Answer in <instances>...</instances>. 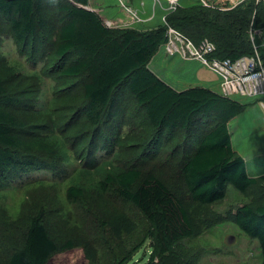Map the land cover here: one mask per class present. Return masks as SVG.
<instances>
[{
  "label": "trees",
  "instance_id": "trees-1",
  "mask_svg": "<svg viewBox=\"0 0 264 264\" xmlns=\"http://www.w3.org/2000/svg\"><path fill=\"white\" fill-rule=\"evenodd\" d=\"M88 7L89 0H0V25L7 24L18 45L30 47L34 53L50 42L58 58L74 57L63 69V76L85 78L84 106L74 112L80 125L63 134L65 143L74 137L87 140L90 131L91 141L96 139L102 124L118 114L116 93L121 94L123 89V94L131 96L141 108L140 114L152 130L146 146L152 142L158 149L166 141L159 136L168 134L171 139L184 134V150L178 145L168 153L176 158L182 151L176 164L190 201L213 204L226 197L228 186L247 195L260 182L264 183V175H249L245 160L234 150L230 134V122L244 114L248 106L204 87L177 91L149 68L168 42L169 28L195 44L210 40L216 45L214 57L218 59L252 56L255 46L264 59V2L250 0L224 11L202 5L179 7L167 17V27L147 32H116ZM5 75L1 68L0 183L29 172H59L73 156L55 136L60 128L57 119L50 111H36L32 103L27 106L26 97L9 91ZM68 98L55 103L74 110L68 105ZM158 141L162 142L158 145ZM74 142L79 148L81 143ZM95 146L91 145V152ZM146 152L149 154V148ZM87 164H91V158ZM93 166L100 178L96 185L100 194L113 191L137 207L153 225L160 254H168L179 241L202 232L186 197L172 190L164 177L140 166L120 167L112 162ZM84 193L83 187L73 186L68 190V199L74 203ZM234 219L246 236L259 242L264 264V204L241 206ZM107 225L117 237L135 230L132 221L119 211L110 214ZM25 235L23 245L2 264H48L60 249L41 213L31 219Z\"/></svg>",
  "mask_w": 264,
  "mask_h": 264
},
{
  "label": "rangeland",
  "instance_id": "rangeland-1",
  "mask_svg": "<svg viewBox=\"0 0 264 264\" xmlns=\"http://www.w3.org/2000/svg\"><path fill=\"white\" fill-rule=\"evenodd\" d=\"M247 1L250 0H177L173 4L171 0H89L87 9L98 13L116 32L127 29L147 32L167 27V17L176 3L177 8L202 5L224 11ZM7 28V24L0 25V69L6 71L4 81L7 89L26 97V105L32 103L36 111H50L54 115L60 127L55 136L73 157L59 172H29L16 180L0 183V264L23 245L31 219L38 213L43 215L47 229L60 247L48 264H262L259 242L246 236L234 218L241 206L264 204V183L260 182L247 195L228 186L222 201L208 205L193 203L188 199L177 169L176 163L182 151L176 158L168 153L178 145L184 150V134L178 133L171 139H168V134L159 136L166 141L158 149L152 142L146 146L152 130L144 115L140 114L141 108L131 96L123 94V89L121 94L119 91L116 93L118 114L110 122L102 124L96 139L91 141L93 135L90 131L87 140L83 136L74 137L66 144L63 134L80 125L74 112L84 106L85 78L63 76V69L74 57L58 58L53 54L50 42L33 53L30 47L18 45ZM166 46L168 42L149 65L152 71L161 69L163 77H168L164 58L171 57L165 52ZM216 92H220L219 88ZM64 98L70 99L67 103L74 110L55 103L57 99ZM235 99L248 107L231 123L234 149L250 163V175L264 174V109L254 105L262 102L256 98ZM74 141L81 143L79 148H75ZM93 144L96 146L91 152ZM89 158L91 164L88 166ZM256 158L260 159L257 161ZM104 162L120 167L140 166L144 171L164 177L172 190L186 197L190 212L202 232L179 241L168 254H160L154 240V227L137 207L113 191L108 194L97 191L100 178L93 165L101 166ZM73 186L85 189L84 195L74 203L68 199V190ZM118 211L135 225L131 234L117 237L107 225L110 214Z\"/></svg>",
  "mask_w": 264,
  "mask_h": 264
},
{
  "label": "built area",
  "instance_id": "built-area-1",
  "mask_svg": "<svg viewBox=\"0 0 264 264\" xmlns=\"http://www.w3.org/2000/svg\"><path fill=\"white\" fill-rule=\"evenodd\" d=\"M171 1L174 4L177 0ZM176 9L177 3L171 11L174 12ZM167 34L168 53L174 54L183 50L188 56L213 71L220 80L219 93L221 95L233 99L238 96L256 98L262 102L261 105L264 107V61L256 46L252 56H244L237 60L218 59L214 57L216 45L208 39L195 44L173 28H169ZM252 42H254L253 35Z\"/></svg>",
  "mask_w": 264,
  "mask_h": 264
},
{
  "label": "crops",
  "instance_id": "crops-1",
  "mask_svg": "<svg viewBox=\"0 0 264 264\" xmlns=\"http://www.w3.org/2000/svg\"><path fill=\"white\" fill-rule=\"evenodd\" d=\"M164 46H162V48ZM162 48H160V50H162ZM165 52H168L167 46H166ZM158 55H159V52H158L157 56ZM170 55H171V57L166 58V57H168V56H166L164 58V67H165L166 73L168 74V77L171 80L166 76L163 77V73H162L161 69H160V71H155V70L153 71L160 79H162L164 82H166L169 86H171L172 88H174L177 91H184V90L192 88V87H204V88L210 89V90L215 91V92L218 91L220 80L213 71H211L208 68L207 69L209 71L205 70V68H206L205 66H203L196 59L188 56L183 50H180V51H178L174 54H170ZM154 59H155V57H154ZM153 62L154 61H152L151 65L153 64ZM208 85L215 86L217 88V90L215 89V87L212 88V86H208ZM219 91H220V88H219ZM217 93H219V92H217ZM235 98L243 99L244 97L238 96ZM246 99H249V98H246ZM239 102H241V101H239ZM254 105H259L264 109V107L261 104H259V102H256ZM254 105H252V106H254ZM232 121L229 124V129H230V134H231L232 143H233V134L231 133ZM236 153L238 154L237 151H236ZM243 159L246 162L247 170L249 173V169H250L249 164L250 163L247 162V159H245V158H243ZM258 159H260V158H256L257 161H258ZM261 165L263 166V162ZM249 175H250V173H249ZM262 175H264V174L257 175V176H252V175H250V176L253 178H258Z\"/></svg>",
  "mask_w": 264,
  "mask_h": 264
}]
</instances>
